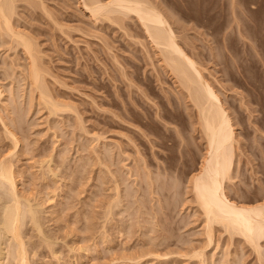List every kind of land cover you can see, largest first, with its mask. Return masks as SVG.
<instances>
[{
    "label": "rangeland",
    "instance_id": "1",
    "mask_svg": "<svg viewBox=\"0 0 264 264\" xmlns=\"http://www.w3.org/2000/svg\"><path fill=\"white\" fill-rule=\"evenodd\" d=\"M25 1L19 0L15 3L17 6L15 27L27 33L35 46L37 45L36 51L42 63L41 67L44 71L46 69L44 79L49 94L51 93V97L65 107L64 109L62 106L64 110L57 113H50L47 105L40 103L38 90L34 87L32 89V84L27 78L28 56L22 46L1 31L0 152L3 153L0 155H10L7 160L11 159L16 170L19 193L22 197L30 199V204L38 211L42 225V232L39 233L33 229L30 215L24 218L27 224L24 221L22 232L25 238H30L27 241L28 250L30 253L36 251L35 256L30 255V264H261L258 253L244 236L239 233L229 234L223 225L214 226L213 241L209 243L204 228L206 224L203 222V212L196 201L194 202L193 193L189 190L188 180L199 168L202 159L200 155L204 151V145L199 142L203 145L201 147L202 145L198 143L201 140L200 133L195 131L197 133L195 134L194 129L193 133L190 131L191 117L188 116L193 114L188 113L192 111L191 103L183 100L184 95L178 94L180 89L176 79L162 62L160 50L154 47L156 45L138 19H135L137 17L131 14L123 18L125 19L122 21L123 26H120L121 23H114L103 16L94 17L83 4V0H39L43 2L32 0L31 4V0L29 3ZM153 2L162 3L161 7L172 16L169 20L172 26L175 25L173 29L178 35L179 43L188 55L191 57L193 55L192 58L199 62L201 67L208 68L204 67L207 70L206 72L204 70V74L213 80V85L219 90L220 95L224 93L221 95L222 99L230 104V111H234L235 116H232L234 115L232 112L231 116L235 117L233 121L238 123L234 126L240 134H237L240 143H237L239 149L237 148L234 157L235 170L232 174L234 177L226 182L228 193L243 202L254 203L262 200L264 192L261 191L264 189H260L264 186V137H262L264 0H153ZM42 5L50 13L47 14ZM252 5L254 7L256 5V9ZM236 6L244 7L242 11H246V16ZM236 11L239 15L241 13L240 17L243 15V21L237 17L239 15ZM239 23H243V26L240 24L242 26L240 30L244 29L238 34ZM248 30L251 35L248 34ZM254 38L257 40L254 41ZM216 80L219 87L214 84ZM244 98V101L247 100L245 105H249L246 106L247 109H244L245 105L243 106ZM249 100L251 102L248 103ZM157 109L159 112L160 110L168 112L169 117L163 120L166 123L159 120L158 125L154 126L148 119H142L140 122L134 119L135 113L142 115L145 111L155 118ZM248 112L251 113L250 119ZM142 123L146 124L148 129ZM140 127L142 130L145 127L143 130L145 135L151 134L148 140L146 139L148 135L143 137L144 134L139 131ZM256 127L260 128L256 130L257 132ZM8 128L16 132L20 139L15 148L11 136L7 134ZM164 129L168 132L166 133ZM260 130H263L262 133ZM177 131L179 135L186 132L182 135L183 144L189 143L186 150L182 146L179 147L180 145L174 146L171 150L157 142L160 141L158 134L176 136ZM192 134L194 137L190 136ZM189 136L195 141L191 139V142ZM191 146L201 147L202 151L200 148L192 150ZM250 149H253V152ZM49 158L52 159V169L57 173L56 178L49 177L47 165L44 169L41 165ZM103 159L107 160V165ZM144 161L146 163L148 161L149 164ZM114 163L120 169H124L122 175L125 173L127 180L122 177L121 172H117L121 170ZM104 164L107 168L111 167L110 170ZM137 166L139 169L146 166L151 168L138 170ZM157 168L159 170L166 168L167 171L162 169L160 173ZM111 169L114 174L118 173L117 176H120L119 181L122 182L119 183L122 186L119 193L122 190L120 196L123 198L119 199L120 203L126 205L121 203L115 207L113 220L105 223L103 206H107L116 195L114 181L117 177L113 180L114 176L109 172ZM152 170L159 178L162 174L163 176L170 174L172 180L167 175L162 178H167L171 182L175 179L178 182L181 180L180 188H176L180 192L174 188L171 190L175 197L179 193L177 201L171 196L169 198L173 197L171 200L174 202L170 199L165 202L166 199L161 198L158 192L155 194L154 186L157 185L159 188V184L153 181L156 183L153 185L150 184L151 181H147L149 174L153 177L155 175L153 172L151 174ZM44 174H47L46 179L43 178ZM145 174L148 176H144ZM143 179L146 182L140 184L138 181ZM161 179L160 182L164 180ZM166 180L165 183L168 184ZM175 182L170 184L175 186L177 183ZM126 192H129V196ZM3 194L0 200V217L3 214V207L9 201V195L4 192ZM156 195L163 199V202L156 199ZM137 200L144 209H140L142 216L137 209L138 205L142 208ZM165 203L172 205H168L170 209L164 206ZM123 207H126V210ZM160 207L162 209H159ZM163 207L167 210L165 211ZM137 212L140 216L137 217L138 220L135 217ZM164 215L168 216V219ZM141 218L143 219L140 220ZM146 218L152 220L148 219L151 224H156L155 229L151 224H147L149 222ZM159 218L161 220L165 218L163 223ZM158 219L162 227L168 226L167 228L172 230L169 231L172 233L171 237L166 241L162 239V228ZM132 221L137 223L129 228ZM140 222L144 223L145 227L144 225L142 227ZM123 226L129 228L127 233ZM151 228L154 231H149ZM164 230L163 234L166 233ZM166 235L170 236L168 232ZM154 236H158L159 241ZM161 239L167 244L161 241L159 247L157 244L159 249L154 247ZM152 243L153 249L160 250V253L172 251L167 252L169 254L163 258L151 253L145 254ZM191 246L193 249H203L204 256L191 257L189 255L192 252ZM184 250L191 252L186 255ZM127 255L136 259H123ZM2 264L19 263L8 257Z\"/></svg>",
    "mask_w": 264,
    "mask_h": 264
},
{
    "label": "bare ground",
    "instance_id": "2",
    "mask_svg": "<svg viewBox=\"0 0 264 264\" xmlns=\"http://www.w3.org/2000/svg\"><path fill=\"white\" fill-rule=\"evenodd\" d=\"M17 1H19V0H0V33L2 34V32H3L4 35L6 33V35H8V37H10V39H12L14 42L16 41L15 43H17L18 45H20V46L23 47L26 55L28 56V60H29L28 61L29 62V65L27 63V65H28V67H27L28 68V73H27L28 74V77L27 78H29L30 84H32V89L34 87L35 89L38 90L40 103L43 102L44 104H46L47 106L46 105L45 106L49 108V110H50L49 112L50 113H57L59 110H62L63 108L65 109V107H64V105H62V103L60 105V103H58L59 101L56 102L55 99H53L51 97V93L49 94L50 91H48V88L46 87V83H45V80L46 79H44V76H45L44 74H45L46 69L44 71V68L41 67V64L42 63H40V59H39V57L37 55L38 53L36 51L37 45L35 46V43H33V41H32L33 39L32 38L30 39V36H28L27 33L17 30V28H16L17 26L14 23L15 22L14 21V17L16 15L15 14V9H17L16 8L17 6H16L15 3ZM27 1L29 3V0H26L25 2H27ZM39 2H43V1H39ZM31 3H32V0L30 1V4ZM36 3H34V4H36ZM229 3H230V1H229ZM38 4L41 5V3H38ZM83 4L91 11V13H92V15H94V17H97V16L98 17L99 16L102 17L103 16L104 18H107L108 20L110 19L114 23L115 22L121 23L120 26H123L122 25V21L125 20L123 18H125V17L127 18L131 14H134L137 17L135 19H138L137 21L139 23H141V26L142 27H144L147 35L150 37L151 41L156 45L154 47L155 48L157 47L160 50V53L159 54H161L162 57H163V61L162 62L165 63V64L164 63L163 64L166 65L167 69L169 68V71L171 72V74L176 79V81L178 83V86H179V89H180V90L177 89V90L180 91V93L178 92V94H181L182 96L184 95L185 98L183 97L184 98L183 100H185V101L187 100L189 102V104L191 103V108H192V111L193 112L190 110L192 113L191 112L188 113L190 115L193 114L191 116H188V118L191 117L190 118L191 123L190 122L189 123L192 125L191 126L192 129H190V131H191V133H193V132L195 133V131H197V133H200L201 140L199 139L200 141H198V143L201 142L204 145V151L202 152V155H200L202 157V159H201L199 168L198 169L195 168L197 170H195V172L192 175H190V179L188 180V182H189V185H190V187H189L190 189L189 190L193 193V196H194V199H195L194 202L196 201L195 203H197L199 205L200 211L203 212V213L202 212L201 213L203 214V220H204L203 222L206 224V227H204V228H206V232L205 233L207 234L206 236H207V238L209 240V243H212V241H213V237H214L213 236V234H214L213 228H214V226L216 224L223 225V227L226 230L229 231V234L231 233V235H234V233H237V234L239 233L240 235L244 236V239L246 241H248L249 244L252 245L251 247L254 248L255 251L258 253L260 263L261 264H264V198L262 200H259L257 202H254V203H250V202H246V201L243 202V201H240L238 199L236 200L235 198H233L232 196H230V194L228 193V189H226V182L227 181H230L231 178L234 177V175L232 176V174H233V172L235 170L234 169V164H235L234 163V157L236 156V152H237L236 150L238 148L237 143H240V142H238L239 139H237L238 138V135L237 134H239V133H237L236 128L234 126V125H236L235 123H237V122H234L233 121V119L235 120V117L232 118V116H235L234 111L232 110L233 108L231 109L232 111H230V108H229V105L230 104H228V102H224V100L221 97V95H223L224 93L220 95L219 90H217V88L213 85V82H212L213 80L211 81L208 78L209 76H206L204 74V70L206 72L207 71L206 69H208V68H206V66H204L206 69H204L203 66L201 67V64H199V62H197L196 60H194V58H192L193 55L191 54L192 57L190 55H188V53L185 51V49L179 43V41H178L179 39L177 37L178 35L175 33V31L173 29L174 28L173 26H175V25L172 26V22H171V20H169L172 16H170L169 13H167L164 10V8H162L163 7L162 3L153 2V0H83ZM160 4L162 5V7H161ZM44 5H42L41 7H43L42 9H45V11H46L47 8H44ZM234 5H235V2H234ZM237 6H236V8H237ZM239 7H241V6H239ZM255 7H257V6L255 5ZM242 8H244V7H242ZM242 8H237V9H240L242 11ZM48 12H49V10H48ZM48 12H47V14H48ZM242 12H244V11H242ZM245 12H244V15L246 14ZM166 13H167L168 16L166 15ZM238 15H239V13H238ZM240 15H241V13H240ZM240 15L239 16L236 15V16L239 19L242 20L243 15H242V17H240ZM51 16H52V14H51ZM239 19H238V22H240ZM243 20H244V17H243ZM234 21H235V19H234ZM245 21H247V20H245ZM240 24L242 25L243 23H239V27L240 28L237 26V28L239 29L238 30V34L241 33V31L244 29L243 28L242 30H240L241 27L243 26V25L241 26ZM249 32L250 31L248 30V34H249ZM4 35H1V36H4ZM249 35H251V34H249ZM250 38H251V36H250ZM255 39L256 38H254V41H255ZM187 41H188V39H187ZM181 42H183V41H181ZM253 48L255 49L254 46H253ZM248 53H249V51H248ZM259 53H260V51H259ZM194 54H196V53H194ZM196 55L194 57H196ZM198 59H199V57H198ZM166 67H164V69ZM216 83H218V81L215 82L214 84H216ZM222 87H223V84H222ZM237 92H238V90H237ZM239 93H240V91H239ZM238 100H240V99H238ZM244 100H245V98L243 99V101ZM169 101L170 100H168V102ZM246 101H244L243 106L246 104ZM240 102H241L240 103V105H241L242 104V101H240ZM249 102H251V101L249 100L248 103ZM240 105H238V106H240ZM62 106H63V108H62ZM67 106L68 105H66V107ZM246 106L249 107V105H245L244 109H247ZM230 107H232V106H230ZM189 108H190V106H189ZM239 108L242 109V107H239ZM251 108H253V107H251ZM252 111H250V112H252ZM231 112L234 115H232ZM185 114H187V113H185ZM250 114L248 112L249 119H250V116H251ZM133 116H134V119L136 120V122L137 121L140 122V121H142V119H148V120H150V124H152L154 126L158 125V121L159 120H162V122L166 123L163 120H167V118L169 117L167 111L164 110V112H161V110H160V112H159L158 109H157V112L155 113V118H152L151 115H150V113H148L147 111H145V113L142 114V115L139 114V113H135ZM237 116H238V113H237ZM252 118H254V117H252ZM145 122H146V120H145ZM16 123H17V121H16ZM19 123H18V125H19ZM20 124L22 126V123H20ZM139 126H141V125H139ZM143 126H145L146 129H148L147 126H146V124H143ZM148 126H150V125H148ZM164 127H166L165 124H164ZM172 127H174V126H172ZM140 128H139V131L140 132L142 131L141 133L144 134L143 137H146L148 135V137L146 138L148 140V138H149V136H151V134H146L145 135V133H143L144 132L143 131L144 128H143V130H142V127H140ZM175 129H177V128H175ZM193 129H194V131L192 132ZM257 129L259 130L260 128H257L256 127L255 131ZM164 130H166V133L168 132L167 129H164ZM171 130H173V129H171ZM179 131L182 132V130H179ZM260 131L262 133L263 130H260ZM146 132H148V131H146ZM148 133H150V131ZM176 133H177V135H176L177 136V139L179 138L178 140L180 142L176 139V136H174L172 134H168V135L167 134H158L157 137L160 138L159 139L160 141H157V142L161 146H164L165 148H170L171 150L176 145H180L179 147L182 146V148L184 150H186L188 148V146H189V143H188L189 141L185 138V140H187V142L186 141L185 142L188 143V144H183V142H182L184 140L183 139L184 137L182 138V135L185 134L186 132L183 133V134L181 133L180 135L178 134V131ZM197 133H195V134H197ZM7 134H8V136H11V140L14 142V148L17 147L18 146V143L20 142L19 137L16 135L17 133L14 132V131H12V130H10L8 128ZM190 136H193V134L190 135ZM262 137H264V136H262ZM254 138H256V136ZM191 139H193V138L190 137V139H189L192 142ZM156 140H158V139H156ZM193 140L195 141V139H193ZM253 140L255 141V139H253ZM259 140H261V139H259ZM194 141H193V143H195V145H197L196 142H194ZM151 142H153V141L151 140ZM201 143H199V144H201ZM253 143H255V142H253ZM153 144H155V143H153ZM203 145L201 147H203ZM152 146H154V145H152ZM197 146H199V145H197ZM197 146H194V147L191 146L192 148H190V149L193 150V148H196L194 150H198V148H200L199 150H201V147H197ZM250 148H251V146H250ZM252 148H253V146H252ZM262 148H263V146H262ZM177 150H178V148H177ZM250 150H252V152H253V149H250ZM188 151H189V149H188ZM104 152H105V150L103 151V153ZM197 152H198V154H200L199 151H197ZM0 153H3V152H0ZM100 153H102V152L100 151ZM190 154H192V153H190ZM260 155L262 156V153ZM8 156H10V155L9 154H7V156L6 155H3L2 156V154L0 155V200L2 199V195H4L3 192L5 194L7 193L9 195V197H8L9 198L8 199L9 201H7L8 203H6L5 206L3 207V209H4V210L2 209L3 210V214L0 217V264H2L3 261L6 258H8V257L14 258V260H16L19 264H30V261H29V259L31 258L30 255L33 254L32 256H35V254H36L35 252L36 251L34 250L33 253H30L29 252L30 250H28L29 248L27 247V241L30 238H28V239L25 238V234H23V232H22V229L24 227V221L26 223V220H24V218L25 217L27 218L28 217L27 215H30L29 216V219H31V223H32L33 229L36 230V231H38L39 233L42 232V227H41L42 225L40 223L41 220H39V216H38V213H37L38 212L37 209H35L34 206H32L30 204V202H29L30 199L29 198H26L24 196L22 197V195L19 193L16 170L14 168L13 163L10 161L11 159L10 160L9 159L7 160V157ZM186 156H187V154H186ZM256 156H257V154H256ZM256 156H254V157H256ZM263 156H264V154H263ZM102 157L104 158V156H102ZM107 157H108V155H107ZM64 158H66V157H64ZM183 158H185V157H183ZM187 158H189V157H187ZM113 159H115V158H113ZM103 160L106 162V165H107V160H105V159H103ZM99 161H101V160H99ZM104 161H102V163ZM109 161L110 160H108V162ZM51 162H52V159L49 158L48 160H44L41 165H42L43 169H44V166L47 165L46 166V169H47V172L50 174L49 177L56 178L57 173H56V171H54L52 169V165H51L52 163ZM166 162H167V160H166ZM147 163L149 164L148 161H147ZM110 165H111V163H110ZM104 166H105V164H104ZM117 167L120 169L119 166H117ZM137 167H136V169H137ZM146 167H148V166H146ZM162 167H164V166H162ZM108 168L110 170L111 167H108ZM139 168L140 167H138V170L145 169L143 167H142V169H139ZM148 168H151V167H148ZM119 169H116V170H119ZM162 169H163V171H167L168 167H167V169L166 168H162ZM162 169H160V170L162 171ZM164 169H166V170H164ZM120 170L121 171H117V172H121V175H122V171L124 169H120ZM134 170L135 169H133V171ZM138 170H137V172H138ZM147 170H143V171L146 172ZM160 170L158 169L159 172H160ZM109 172H112L111 175L114 176L113 177V180H114L115 177H117L115 179V181H114V184L116 185V187L114 186L115 187L114 189H116V191H115L114 194H116V195H115V197H113V200L111 199V201L108 202L109 204L107 206H103V207H105V209L103 211V212H105L103 214V216H104L103 218L105 220V223H107L110 220H113V217L112 216L114 215V212L116 211L115 210V207L119 206V204L122 203V202L120 203V201H121L120 199L122 197V196H120L121 195L120 193H122L121 192L122 190L119 193V189L122 186L119 183V182H122V181H119L120 176H117L118 173L117 174L116 173L114 174V171L113 170L112 171H109ZM148 172H149V170H148ZM152 172H153V170L151 171V174H152ZM182 172H184V171H182ZM131 173L132 172L130 171L129 174H131ZM154 173L155 172H153V174ZM156 174L157 173H155V175ZM46 175L44 174L43 178L46 179ZM123 175H122V177H125V173H123ZM136 175H138V174L136 173ZM146 175L148 176V174H145L144 176H146ZM155 175H154V177H156L158 174L156 176ZM166 175L163 176V174H162V175H160L161 176L160 178L158 177L159 176L158 175L157 178L154 180V177L149 174V176L147 178L148 179L147 181H149V182L151 181L150 184L151 183L153 185H155L156 183L159 184L158 185L159 188H157V185L154 186V187H156V189L154 188L155 189L154 191L156 192L155 194H157V192H158L160 194L161 198L166 199V201L164 200L165 202H167V200H169L170 199L169 197H171V196H173L175 199L178 197L179 193H177L178 195L176 194L177 197H175V193L174 194L171 193V190H173L172 188H174L175 190H179V189H176V188H180V181H181L180 180L178 182V180L176 181V179L173 180V182L169 181V179L172 180L171 179L172 176L170 174L169 175L171 176V178H170L169 175H167V176H169L168 177L169 179L162 178V177H167ZM133 176H134V174H133ZM138 176H140V175H138ZM143 177H139V178L142 179ZM179 177H181V176H179ZM125 178L127 180V177H125ZM134 178H136V177L134 176ZM158 178L159 179L162 178L161 180H163V179L164 180L160 182V180ZM175 178H178V177H175ZM144 179H145V177H144ZM144 179L142 181H138V182L139 183L140 182H142V183L143 182H146V181H144ZM126 180L124 179L125 182H126ZM158 180H159V183H158ZM165 180L167 182H169V183L168 184L165 183ZM153 181H156V183L154 182L155 183L154 184ZM125 182H123V183H125ZM149 182H147L148 185H150ZM174 182L176 183L175 186L170 184V183H174ZM142 183H140V184H142ZM261 184H263V183H261ZM153 185H150V186H153ZM176 185H178V186L176 187ZM260 187H261V185H260ZM263 187H262V189H260V188H258V189L263 190L264 189ZM152 188L153 187H151L150 189L152 190ZM157 189H158V191H156ZM239 189H241V187ZM178 192H180V190ZM261 192L263 193L264 190L261 191ZM124 195H125V193H124ZM112 196H114V195H112ZM126 196L127 195H125V197ZM128 196H129V194H128ZM141 196L142 195H140V198H142ZM158 197L156 195V199ZM244 197H246V195ZM153 198H155V197H153ZM161 198L160 199L158 198V200H161L162 201L163 199H161ZM259 199H261V198L259 197ZM109 200H110V198L108 199V201ZM138 200H137V202H139ZM141 200L142 199H140V201ZM171 201H173V200H171ZM176 201H177V199H176ZM158 202L160 204V201H158ZM141 203L143 204L144 202L141 201ZM141 203H140V206L142 207V204ZM169 203L168 204L165 203L167 206L166 205H164V206L167 207V208L169 206H172V205H170L172 202L170 204ZM122 204H125V203H122ZM129 208L130 207H128V209ZM137 209H138V212L141 215L142 210H140V209H143V207L142 208H139V205H138V208ZM159 209H162V207H160ZM168 209H170V207ZM119 210L121 211L120 208H119ZM164 210H165V208H164ZM159 211L161 213V210H159ZM138 212L136 214L137 216H135L136 219H137V217H140V216H138ZM144 212L146 213L147 211H144ZM118 213H119V211H118ZM149 213L152 214L151 211ZM147 214H148V212H147ZM143 215H144V213H143ZM165 215H167V214H165ZM153 216H151V217H153ZM144 217H148V216H144ZM151 217H150V219H151ZM155 217H157V216H155ZM143 218H141L140 220H142ZM148 219L146 218V221H148ZM150 219H149V221H152ZM159 219L161 220V218H159ZM164 219L162 218V220H161L162 223H163V220ZM160 220H159V222H160ZM146 221H144V223H146ZM142 222H140V223L142 224V227H143L144 223H142ZM165 222H164V224H165ZM131 223H130L129 228L131 227V225H134L135 226V224L137 222L135 223L134 221H132ZM151 223L149 222L147 224H151ZM166 224L169 225V223H167V222H166ZM166 224H165V226H166ZM205 224H204V226H205ZM151 225L155 229L154 226L156 224L155 225L151 224ZM157 225H158V223H157ZM144 227H145V225H144ZM160 227L162 228V231H161L162 232L161 235H163L162 236V239L165 240V241L168 240L171 237L170 234H172V233H170V232H172V230L169 229V228H167L168 226L166 228L165 227H162L161 226V222H160ZM129 228H127V226H125V228H124V226H123V229L124 230L127 229L126 230V233L129 231L128 230ZM148 228L149 227H146V229H148ZM153 228L149 229V231H151V230L154 231ZM164 228H165V230H164ZM146 229H145V231H146ZM163 230H164V233L166 232L165 234H163ZM166 230H168V231H166ZM167 232L169 233L170 236L166 235ZM157 237H155V239H157ZM155 239H153V241ZM162 239L158 243H155L154 242L155 243L154 247L156 246V248H158L162 243L163 244L166 243ZM157 241H159V240L157 239ZM161 241H162V243H161ZM154 243H152V245H150L151 248L150 247L147 248L148 251L146 250L145 251V254H150L151 253V254L159 257V258H163V257H165V256H167L169 254L167 252H171L172 251V250L171 251L168 250L165 253H160L161 252L160 250H157L155 248L153 249V244ZM157 244H159L158 247H157ZM189 246H187V247L189 248ZM191 247H192V252L190 251L191 249L188 252L186 250H184L185 251L184 254L187 253L186 255H188V253L191 252V254H189V255H191V257H195V258L196 257L197 258L198 257L200 258V257H203L204 256L203 249H197V248H195L196 246L194 247L195 249H193V246H191ZM188 248H187V250H188ZM54 252L56 253V251H54ZM181 252H182V250H181ZM145 254H143V255H145ZM181 255H183V254L181 253ZM138 256L141 257L140 255H138ZM124 257H123V259H128V260L129 259H132V260L133 259H136L135 257L132 258V256L130 257L128 255L127 256H124ZM138 259H140V258H138Z\"/></svg>",
    "mask_w": 264,
    "mask_h": 264
}]
</instances>
